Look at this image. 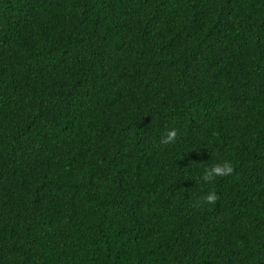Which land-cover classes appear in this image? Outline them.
Instances as JSON below:
<instances>
[{"label":"trees","instance_id":"obj_1","mask_svg":"<svg viewBox=\"0 0 264 264\" xmlns=\"http://www.w3.org/2000/svg\"><path fill=\"white\" fill-rule=\"evenodd\" d=\"M0 264H264V0H0Z\"/></svg>","mask_w":264,"mask_h":264},{"label":"clouds","instance_id":"obj_2","mask_svg":"<svg viewBox=\"0 0 264 264\" xmlns=\"http://www.w3.org/2000/svg\"><path fill=\"white\" fill-rule=\"evenodd\" d=\"M177 133L176 131L170 130L166 133V135L162 136L161 142L164 144H168L174 142L176 139ZM206 171L203 174V181H214L217 177H227L233 173L234 169L230 162L221 163L215 167H208L205 168ZM217 199L215 192H207L205 195L201 196L197 201L196 204H214Z\"/></svg>","mask_w":264,"mask_h":264}]
</instances>
